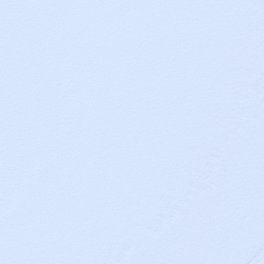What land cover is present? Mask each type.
Instances as JSON below:
<instances>
[{"label": "snow or ice", "instance_id": "1", "mask_svg": "<svg viewBox=\"0 0 264 264\" xmlns=\"http://www.w3.org/2000/svg\"><path fill=\"white\" fill-rule=\"evenodd\" d=\"M228 47L254 49L241 110L264 134V0H0V264H143L87 210L149 108L186 95L185 63ZM227 257L264 264V232Z\"/></svg>", "mask_w": 264, "mask_h": 264}, {"label": "water", "instance_id": "2", "mask_svg": "<svg viewBox=\"0 0 264 264\" xmlns=\"http://www.w3.org/2000/svg\"><path fill=\"white\" fill-rule=\"evenodd\" d=\"M255 66L251 47H228L219 62L193 55L184 65L186 95L170 94L165 111L149 108V126L129 139L87 210L104 230L124 231L127 247L115 256L143 264H228L237 239L264 232V134L255 114L241 110L254 100L239 83ZM193 173L199 179L187 192ZM178 193L184 210L171 212Z\"/></svg>", "mask_w": 264, "mask_h": 264}]
</instances>
